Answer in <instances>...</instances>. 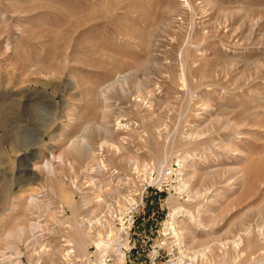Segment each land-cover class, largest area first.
Listing matches in <instances>:
<instances>
[{
  "label": "rangeland",
  "instance_id": "obj_1",
  "mask_svg": "<svg viewBox=\"0 0 264 264\" xmlns=\"http://www.w3.org/2000/svg\"><path fill=\"white\" fill-rule=\"evenodd\" d=\"M100 206L119 264H264V0H0V264H104Z\"/></svg>",
  "mask_w": 264,
  "mask_h": 264
},
{
  "label": "bare ground",
  "instance_id": "obj_2",
  "mask_svg": "<svg viewBox=\"0 0 264 264\" xmlns=\"http://www.w3.org/2000/svg\"><path fill=\"white\" fill-rule=\"evenodd\" d=\"M57 159L62 162L60 156ZM93 160H95V159H93ZM93 164H95V166L97 168V170H95V171H97V172L101 171L102 166H100L98 163H95V162ZM66 165H68V167H71L70 162H66ZM52 167L53 166H51V164H49L48 162H45L44 163V168L46 170H48V173L49 174L53 173ZM96 174H98V173H96ZM113 174L114 173H112L111 175H113ZM96 179H94V180H96ZM106 181H107V179H106ZM106 181H104V182H106ZM104 182H102V183H104ZM102 183H101V181L100 182L99 181H96L95 182V187H97L96 188L97 190L98 189H102L101 188L103 186ZM111 183H112V179H108V183H106L104 185L107 186V184H109L108 185L109 187H107L106 191L109 190L108 191L109 192V195L114 196V197L117 198L116 201L119 204L118 205L119 207H122L125 204H128V205L133 204L132 202H134V201H133L132 197L130 196V191L127 189V187H120L118 185H117L118 187H112V186H110ZM105 186H103V187H105ZM107 193H106V195H107ZM37 197H38L37 195L30 194V195H28L27 202L28 203H34V204H36L37 202H39V200H38ZM105 208H106V206H105ZM110 208H111V206L108 208L109 209L108 210L109 212L106 213L105 210L107 208L105 210H103V207L100 206L99 208H97L98 209L97 210V213L99 214V213H101L103 211V213L101 215H98L97 216V213H94L92 211L93 213L87 218V222L83 224V227H82V225L78 226V224H76L78 226V228H74V226H75V224H74L73 228H74L75 233L76 232L77 233L78 232H81V233H84V235L86 234L88 236H91L94 233V235H92V236H96V237H94L91 240V242L95 245V248H96V251L98 252V256L99 257H103L105 259V256L107 255L108 252H112L114 254V256H117V259H115V261H113V258H112V261L111 262H107L106 260L102 259L104 264H119L123 260V257H124V254L121 251V246H123V245L126 244V241L125 240H126V236H127V230L125 229V227H121V228L114 229V228H112L111 225L108 224L109 223V220H107L106 217H109V216L111 217V215L113 214V211H111ZM181 212H182V209L177 208V209H175L171 213L170 219L168 220V225L172 229V231H174V222H176L177 216L178 215H180V216L182 215ZM185 212H187V214H188L187 216H189V218L192 217V215L188 211H185ZM39 226H40V224H34V223L33 224H29L27 226L26 225L25 226L17 225L14 230H8L6 232V235L7 236L17 237L18 239H20L24 235H27V233H28V236H27L28 238L25 239V241H24L25 251H20V249L18 247H16V245H13L12 246L18 255H24L25 256V255H27V254L30 253L29 251H30V249L34 245V243L32 242V239L35 236V235L33 236V232H34V229L35 228L38 230ZM45 227L47 228V226H45ZM49 227H48V229H49ZM40 234H39V236H40ZM29 235H31V237H29ZM103 235L104 236L106 235V238H104ZM65 237H66V235H65ZM75 237H77L76 234H75ZM76 239H73L72 237H70L69 240H66V243L64 242L65 244L62 243L63 245L61 247H59V248L64 249V251H63V256H64V258H63V264H73V263H70L69 262V260L71 259L70 257H74V259H75L77 254H80L81 252L85 253L86 249H85L84 245L82 244V241H76ZM36 240L37 239H35V241ZM233 243L236 246L235 248H238L239 245H240V243H241V238L239 237L236 240H233ZM37 244H39V243H37ZM69 246H75V250L76 251L72 247L71 248H68ZM55 247H57V246H55ZM65 248H68V249H65ZM178 248H177V250L175 252L173 251L174 254H176L177 252L178 253H181V250L178 249ZM59 251H62V250H59ZM33 254H34V256L32 254H30V255H27L26 258H28V261L29 262H33L34 264H38L40 262L39 251H36ZM60 255H61V253H60ZM31 256H33V257L31 258ZM41 259H42V257H41ZM65 259H67V260H65ZM2 261H3V263L11 264V262H10V260L8 258L7 259H4ZM70 261L72 262V260H70ZM170 261L171 262L170 263H167V264H174L175 261H176L177 264H179L180 263L179 255L175 258V260L174 259H171ZM50 262H52V261H50ZM13 264H19V263H18V261H15Z\"/></svg>",
  "mask_w": 264,
  "mask_h": 264
},
{
  "label": "built area",
  "instance_id": "obj_3",
  "mask_svg": "<svg viewBox=\"0 0 264 264\" xmlns=\"http://www.w3.org/2000/svg\"><path fill=\"white\" fill-rule=\"evenodd\" d=\"M173 174H174L173 168H168V169H164L162 171L161 177H162V179L166 178V177L168 178V177H172ZM127 222L129 223V219H127ZM133 223H134V219L131 220V226L133 225Z\"/></svg>",
  "mask_w": 264,
  "mask_h": 264
}]
</instances>
